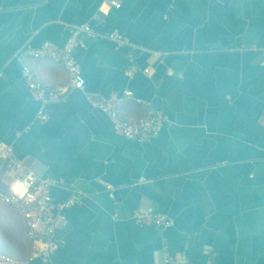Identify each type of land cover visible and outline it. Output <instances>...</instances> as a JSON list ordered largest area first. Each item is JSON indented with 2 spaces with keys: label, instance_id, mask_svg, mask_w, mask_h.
Instances as JSON below:
<instances>
[{
  "label": "crops",
  "instance_id": "obj_1",
  "mask_svg": "<svg viewBox=\"0 0 264 264\" xmlns=\"http://www.w3.org/2000/svg\"><path fill=\"white\" fill-rule=\"evenodd\" d=\"M85 23L128 37L138 72L126 76L127 51L86 39L76 51L85 90L50 105L41 122L15 55L61 46ZM27 63L46 86L68 85L62 66ZM125 91L148 108L115 107L124 119H168L145 144L125 140L86 99ZM0 144L62 182L56 203L83 196L58 223L48 264H264V0H0ZM11 182L0 170V187ZM146 208L173 227L136 224ZM31 253L21 214L0 198V255Z\"/></svg>",
  "mask_w": 264,
  "mask_h": 264
},
{
  "label": "built area",
  "instance_id": "obj_2",
  "mask_svg": "<svg viewBox=\"0 0 264 264\" xmlns=\"http://www.w3.org/2000/svg\"><path fill=\"white\" fill-rule=\"evenodd\" d=\"M111 4L115 8L121 6L116 1ZM96 20L102 21L101 17H97ZM86 39H107L114 44L117 50L127 51L129 68L126 76L131 79L138 72L136 64L138 47L118 31L102 34L89 23L70 27L69 37L61 46L50 42H45L39 47L25 46L17 52L15 59L21 66L24 85L39 105V121H48L50 105L64 100L73 92L85 90L86 80L76 59V51L87 49ZM29 60L50 61L62 66L69 75L68 85L55 88L46 86L37 78L27 63ZM86 99L92 107L109 115L116 133L125 140L139 145L159 135L168 122L164 115L151 112L138 120H126L121 117L115 107L128 101H134L148 108V104L134 98L131 91H125L121 98L114 100L95 95H86ZM3 169L12 175V182L6 187H0V198L21 214L28 239L32 243V253L25 261H16L8 256L0 255V264H32L35 262L48 264L60 247L57 237L58 223L66 221L67 211L82 204L83 196H75L65 203H56L52 196V189L61 186L62 182L36 175L24 166L12 146L0 144V170ZM132 219L138 225L150 222L158 231H165L174 225L167 215L159 214L153 208L135 211ZM168 261L171 262L172 259ZM175 264L183 263L177 261Z\"/></svg>",
  "mask_w": 264,
  "mask_h": 264
}]
</instances>
